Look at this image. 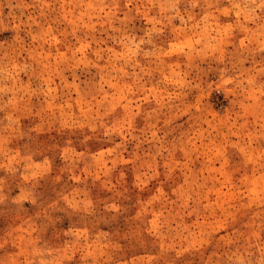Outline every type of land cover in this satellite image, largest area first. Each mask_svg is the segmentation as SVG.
I'll list each match as a JSON object with an SVG mask.
<instances>
[{"label": "rangeland", "instance_id": "rangeland-1", "mask_svg": "<svg viewBox=\"0 0 264 264\" xmlns=\"http://www.w3.org/2000/svg\"><path fill=\"white\" fill-rule=\"evenodd\" d=\"M0 264H264V0H0Z\"/></svg>", "mask_w": 264, "mask_h": 264}]
</instances>
